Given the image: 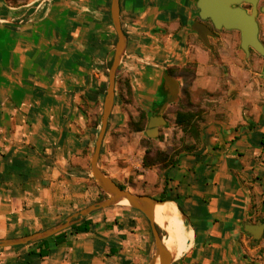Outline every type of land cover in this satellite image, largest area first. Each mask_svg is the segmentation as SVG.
<instances>
[{"label": "crops", "instance_id": "1", "mask_svg": "<svg viewBox=\"0 0 264 264\" xmlns=\"http://www.w3.org/2000/svg\"><path fill=\"white\" fill-rule=\"evenodd\" d=\"M196 2L119 0L126 47L116 76L149 118H163L158 134L174 124L187 139L175 164L150 170L145 195L182 211L190 237L172 264H264V231H245L264 222V74L239 36L202 42ZM110 3L0 0V240L54 227L97 189L85 151L116 43ZM188 68L197 142L175 114L164 117ZM154 252L146 217L119 204L45 240L0 248V264H149Z\"/></svg>", "mask_w": 264, "mask_h": 264}, {"label": "water", "instance_id": "2", "mask_svg": "<svg viewBox=\"0 0 264 264\" xmlns=\"http://www.w3.org/2000/svg\"><path fill=\"white\" fill-rule=\"evenodd\" d=\"M257 1L258 0H197L196 7L198 9V18L200 21L209 20L215 30L223 29L227 31L239 32L240 48L245 53H248L249 50H252L264 60V45L258 39V25L255 19V8ZM241 3L252 5L250 14L240 7ZM261 12L264 14V4L261 7ZM110 18L116 34V43L114 54L108 70V81L102 105L100 127L89 163L92 178L100 187V189L107 195V198L68 216L65 221L47 230L18 239L0 240V248L27 245L30 243L45 240L68 229L89 214L95 211L119 205L121 201L125 199L128 202L129 207L141 212L149 222L155 248L154 256L151 258L149 264H156L157 261L159 264H172L174 260L170 252L163 244V239L167 236L166 233H164V235H161L158 232V226L154 221L155 206L163 205L168 201L154 199L146 195L133 194L125 189H121L119 185L116 184L108 176H106L98 166V160L106 134L108 119L114 105L116 74L126 47V36L122 30L120 21L119 0H111ZM196 26L203 27L206 30V33L202 34L201 29H197ZM192 29L197 33L202 42L206 44L207 35L210 34L209 30L202 23H195ZM166 81L170 85L173 84V82L167 77ZM175 95L176 92L173 88V90L171 91V99L169 101H174L176 97ZM164 124L165 121L162 117L149 118L148 130L146 132L147 135H149L150 137L157 135L158 128ZM176 208L182 216L183 214L181 209L179 207ZM248 227H259V230L252 231L249 230ZM245 231L253 238L257 239L264 231V222H260L255 225H246Z\"/></svg>", "mask_w": 264, "mask_h": 264}, {"label": "rangeland", "instance_id": "3", "mask_svg": "<svg viewBox=\"0 0 264 264\" xmlns=\"http://www.w3.org/2000/svg\"><path fill=\"white\" fill-rule=\"evenodd\" d=\"M7 1L16 4L19 0ZM222 32H230L235 36H239V34L235 31L222 29ZM258 39L264 45V18L262 16H260ZM111 46V52L109 54L110 60L103 72L105 80L102 90L103 96L105 95L107 87L108 70L114 54L115 44H112ZM253 57L258 61L259 72L264 74L263 58L257 54L253 55ZM187 72L188 73L185 75L186 78L184 80V86L182 88L183 94L178 98L176 104L169 108L167 113L164 114L166 119H170V115L175 114L177 111L185 112L188 109L186 106L188 98L185 95V90L192 78V68H188ZM115 81L116 105H113L108 119L106 134L98 160V166L106 176L112 179L116 184L124 187L125 190L133 194L145 195V192L150 189V170L153 168L164 169L170 166L167 162L160 164L159 166L150 167V161L154 160L158 155L164 161L174 162L177 160L178 156L188 148L185 145L187 139L180 135L179 129H173L175 128L174 124H167L164 128H160L159 134L155 136L150 137L147 135L146 132L148 130L149 119L148 114L135 101L132 90L130 89L131 93L128 92L126 81L122 80L120 77L117 78V76ZM101 114L102 106L99 112L93 114L94 116L89 124L91 128L90 139L87 150L85 151V166L89 171L90 157L99 131ZM168 129H170V131H168ZM144 159L147 160V165L144 164ZM92 180L94 179L92 178ZM94 184L97 189L91 193V198L87 202L88 206L107 198V195L100 189L95 181ZM153 186L158 188L160 183L158 182ZM66 218L60 220L57 224H55V226L65 221ZM181 218L183 220V216H181ZM159 233L164 235L166 232L160 229ZM166 235L167 236L163 239L164 245L167 244L170 238L167 233Z\"/></svg>", "mask_w": 264, "mask_h": 264}, {"label": "bare ground", "instance_id": "4", "mask_svg": "<svg viewBox=\"0 0 264 264\" xmlns=\"http://www.w3.org/2000/svg\"><path fill=\"white\" fill-rule=\"evenodd\" d=\"M196 27L199 30L201 29L202 34L206 33V30L203 27ZM120 204L128 206V202L125 199H123ZM154 221L162 231L170 236L165 245L166 249L174 259L179 258L190 237V233L187 226L184 224L176 205L169 202H166L163 205H156L154 209ZM248 229L257 231L259 230V227H248ZM156 264H159L158 261Z\"/></svg>", "mask_w": 264, "mask_h": 264}, {"label": "trees", "instance_id": "5", "mask_svg": "<svg viewBox=\"0 0 264 264\" xmlns=\"http://www.w3.org/2000/svg\"><path fill=\"white\" fill-rule=\"evenodd\" d=\"M111 64V63H110ZM128 86V92L131 93V90H130V87L129 85L127 84ZM186 93V92H185ZM186 97L188 98L187 94H185ZM187 111L185 112H182V111H177L175 112V115H176V119H175V124L181 128V130L186 133L187 130L189 129V133H190V136L194 139V140H198V125L196 123V121H194V118L195 116H198L200 114V111L199 110H195V109H192V105L190 104L189 100L187 101ZM195 110V111H193ZM169 163V165H173L176 163V160L173 162V161H164L162 160L158 155L156 156V158L152 161H150V167L151 166H159L160 164H163V163ZM144 164H148L147 163V160L144 159ZM119 187L121 189H124V187L120 186ZM159 200H162V201H166L165 199V196H161L159 198ZM79 230L80 231H83V232H87L88 231V227L86 224L84 225H80L79 227ZM157 230L158 232H160V229L157 227Z\"/></svg>", "mask_w": 264, "mask_h": 264}, {"label": "flooded vegetation", "instance_id": "6", "mask_svg": "<svg viewBox=\"0 0 264 264\" xmlns=\"http://www.w3.org/2000/svg\"><path fill=\"white\" fill-rule=\"evenodd\" d=\"M264 4V0H258L257 3H256V16H255V19H256V23L258 25V30L260 29V16H262L264 18V14L261 12V7L263 6ZM240 7L242 9H244L247 13L250 14L251 10H252V5L250 4H247V3H241ZM197 17H198V14H197ZM198 21L201 22L202 24H204V26L209 30L210 32V36H217L218 33L222 32V30H215L213 27H212V24L209 20L207 21H200L199 18H198ZM237 32V31H235ZM239 34V32H237Z\"/></svg>", "mask_w": 264, "mask_h": 264}]
</instances>
